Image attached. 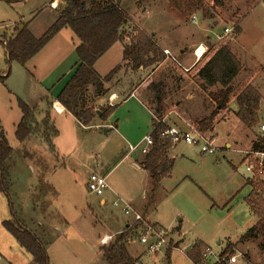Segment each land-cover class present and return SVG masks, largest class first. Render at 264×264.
I'll use <instances>...</instances> for the list:
<instances>
[{
  "label": "rangeland",
  "instance_id": "374dc122",
  "mask_svg": "<svg viewBox=\"0 0 264 264\" xmlns=\"http://www.w3.org/2000/svg\"><path fill=\"white\" fill-rule=\"evenodd\" d=\"M40 1L42 0H27L25 6H22L18 4L20 0H14L18 5L12 7L11 1L0 0V35L3 36L1 40L13 35L14 28L21 25V14H27L34 10L33 8L42 6ZM144 2L153 0H121V4L131 14L123 29L122 38L127 40L128 37L131 41L139 30H143L133 24L138 18L137 21L140 20L143 28L151 32L157 31L156 40L171 43V48H160L166 59L171 58L180 70L170 65L166 59L137 70H133L123 60L118 71L105 84L107 93L104 100L100 101L101 104H95V107H107L110 92L121 85H124L128 92L138 91L141 98L147 102L145 81L150 80V77L157 81L165 78L167 86L161 111L166 118L163 117V121L165 119L168 125L187 130L188 125H194L196 120L209 115L214 107L200 86L195 68L187 71L181 66L190 67L193 64H189L179 51V47H185V51L189 50L185 38L190 37L192 30L187 27V32L181 37L183 42L177 43L178 33L170 35L167 30L179 22L168 13L165 4L152 3L149 8H153L148 13H141L143 11L139 3L144 6ZM196 12L198 24H205L204 27L212 26L215 33L222 36L221 41L214 45L207 40L209 36L203 37L210 46L209 49L221 42L233 44L244 68L233 84L235 93L230 98L229 109L221 112L213 130L206 132L207 136L215 138L217 151L214 154L202 153L199 146L187 143H179L174 149L177 158L172 178L163 181V189L157 192V206L151 211V217L162 224L161 228L166 229L168 245H164L161 252L156 254L145 252L144 244H139L140 248L135 247V250H132V245L130 250L133 254L140 255L142 264H195L187 253L200 239L204 245L213 249V254L207 257V264L217 262L221 251L228 245L232 254L241 253L239 264H264V247L258 245L264 239V233H260L259 239L240 240L242 229L250 224V221L241 222L246 218L252 219L244 200L250 191L251 184L245 183L249 173L245 164L240 163V159L244 150L251 149L252 142L260 132L257 125L254 128L246 127L234 113L236 94L247 82L260 85L264 95V0H224L216 9L208 10L206 15L200 10ZM185 21L188 25L197 24L193 23L191 18ZM234 21L239 22L242 31L236 34L233 28V32L226 35L224 27H233ZM196 27L197 37L201 32L200 28ZM212 36L214 35L210 37ZM165 48L171 51L181 65L164 52ZM57 50V44H52L46 55H53L54 59L57 53L53 51ZM118 59L117 48H113L102 57L97 65L98 70L105 72L110 64H118ZM35 65V60L24 66L16 61L8 62L5 45L0 41V76L3 71H6V74L10 72L4 82L0 81V129H3L13 148L6 160L9 170V195L0 191V264L33 263L32 254L23 248L3 225L4 220L12 218V211L24 225L41 238L50 252L51 264H101L98 255L94 253L99 244V234L104 231L113 232L114 240L120 233L115 232L126 225V215L121 208L114 206L115 197L108 194L98 196L89 192L87 171L101 169L100 161L109 164L108 168H111L121 158L123 151H129L121 130L105 132L103 129L98 132V127L86 128L79 125L72 114L56 117L55 127L60 133L52 136L48 142L42 135L45 125L40 120L44 119L45 111H48L45 102L41 101L45 90L31 77L29 83H26L25 79L27 70L37 74ZM216 89L218 86L209 90ZM47 93L49 94H45ZM263 95L259 115L260 120L264 122ZM18 97L34 107L36 120L40 124V127L23 141H19L15 136L16 123L21 117ZM118 101L119 98H116L113 104ZM57 107L62 109L58 102ZM116 111H121L116 115L120 124L123 111L148 110L134 100L120 104ZM49 125L52 126L51 123ZM139 126L132 127L131 131L135 137L140 136V143L144 136L152 131V123L144 127L139 123ZM49 131L51 132V128ZM226 143H232V146L227 148ZM236 149H241L242 153ZM185 150H188L186 155L189 159L181 155ZM140 153L141 150H137L131 158L114 168L107 178L108 183L115 182L124 188L129 197L121 195L123 198L131 197L136 201L141 200L143 191L148 186L147 174L136 170L132 164ZM143 156H140V159ZM233 164L238 166L237 170ZM185 175L192 176L195 181L179 183ZM197 184H200L201 188ZM103 197L107 199L101 204L100 199ZM229 208H235L236 222L222 216ZM144 210L145 207L142 206L139 210L143 215V220L139 221L141 226L133 232V236L139 241L140 236L147 233V229H157L151 219H148L150 209L148 212ZM128 217V224L130 223L132 228L136 222L132 223L133 216ZM228 237L231 239H227ZM219 240L222 243L218 244ZM128 243L130 242H127V246Z\"/></svg>",
  "mask_w": 264,
  "mask_h": 264
},
{
  "label": "trees",
  "instance_id": "16d2710c",
  "mask_svg": "<svg viewBox=\"0 0 264 264\" xmlns=\"http://www.w3.org/2000/svg\"><path fill=\"white\" fill-rule=\"evenodd\" d=\"M12 1V0H9ZM65 4L59 8L56 20L41 35L35 36L29 28V21L21 23L14 28V34L8 39L0 41L4 43L8 62L16 61L22 66L32 59L52 38L65 27L70 28L80 40L76 47L78 63L75 70L56 96L76 119L83 125H91L97 116L92 103L96 98L104 96L105 84L110 81L113 74L118 71L120 65L115 66L106 75H101L95 68V63L123 36V29L129 21V13L121 4V0H62ZM168 9L176 13L182 19L187 20L194 12L200 10L204 14L208 10L216 9L223 0H167ZM206 15V14H205ZM235 33L242 28L238 21L233 22ZM166 55L157 45L153 35L139 30L129 44L123 49V60L133 69L147 68L165 60ZM175 65V62H172ZM243 68L240 59L232 52L231 48L221 42L211 47L209 52L196 64L195 75L200 80L201 88L207 93L214 105L212 112L195 121L193 127L200 133L212 131L219 121L221 112L229 109L230 98L233 93V80ZM9 73V72H8ZM6 76H0V81ZM146 83L145 105L153 113L152 135L154 144L148 153L144 154L139 162L140 167L146 169L151 177V190L154 192L164 176H168L173 168V159L169 157L168 150L173 146L171 141L159 136V131L167 128L163 121L164 114L161 111L163 96L166 92L167 82L165 78L155 80L150 77ZM219 86L215 91L209 90ZM92 90V93H90ZM262 99L260 91L252 84H247L236 95V117L248 128H254L260 122L259 109ZM17 104L21 110V118L16 125L15 136L19 141L25 140L35 132L40 124L36 120L34 107L18 97ZM118 103L98 108L101 113L99 118L106 121L116 110ZM52 124L50 126L49 124ZM45 129L42 133L49 142L52 136L58 134L54 126L50 111L42 120ZM154 126V127H153ZM51 128V132L49 131ZM253 149H264V134H259L252 142ZM13 148L9 144L3 129H0V191L9 195V170L6 160ZM247 183L252 189L245 201L251 208L257 221L242 233L240 240L259 239L260 233H264V176L247 178ZM4 227L16 238L18 243L33 256L32 264H50V257L41 238L24 225L12 211V218L3 221ZM140 226L137 221L135 226L126 227L118 236L108 244L101 245L100 250L107 264H137L138 258H134L128 251L127 238ZM133 229V230H132ZM264 247V239L258 244ZM207 245L201 241L196 242L188 251V256L195 264H204V252ZM232 254L230 245L220 253L219 260L214 264H227V258Z\"/></svg>",
  "mask_w": 264,
  "mask_h": 264
},
{
  "label": "crops",
  "instance_id": "0c3cea01",
  "mask_svg": "<svg viewBox=\"0 0 264 264\" xmlns=\"http://www.w3.org/2000/svg\"><path fill=\"white\" fill-rule=\"evenodd\" d=\"M13 1H11L12 2V7H15L18 4L22 5V6H25L27 0H20L21 2L18 3V4H17V2H13ZM51 1H53V0H42V1L39 2V3H42V6H39V8H33L34 10H30L27 14H21L22 16H21V19H20V23L29 21V28H30V30L32 31V33L35 36H41L49 28V26L52 25V23L57 18L59 8L64 6V4H65L62 0H55L57 2V7H51L49 5V2H51ZM254 1L257 2L259 0H254ZM157 2H162V4H165V8L167 9L168 13L171 16H173V18L176 21L179 22V23H176V25L174 24L171 29L167 30L168 31L167 34H170V35H176V33H178L177 40L178 39L179 40L178 41L176 40L177 43H182L183 42L181 40V37H183V35L187 32V29H186L187 27L190 28V30H192V32L190 34V37L185 38L186 42H188L189 50L185 51V47H181V48L179 47L180 53L182 54V56L185 57L184 59L189 64L194 63L195 56L193 54V50L199 43H203L204 45L208 46V44L205 42L203 37L209 36L207 38V40L209 42H211L212 45H214L216 42L221 41V37L222 36H220V34L215 33L214 27H212V26L204 27L205 24L204 25L198 24V18H197L198 14H197V12H194V14H196V21H193L191 19V21L193 23H197V24L196 25H188L187 22L185 21V19H182L176 13H174V12H172V11H170L168 9L167 0H161V1L158 0ZM157 2L155 0H153V2H148V3L144 2V6H141L140 3H139V6L142 8L141 11H143L141 13H148L153 8V7L149 8V6L152 3L156 5ZM223 2H224V0H223ZM223 2H222V4H223ZM129 17L131 18V14L130 13H129ZM137 19H135L133 24H137L141 29H143V30L147 31L149 34L153 35L155 40H156L157 31L153 30L154 32H151L150 30H147V29L143 28V26L141 25L140 20L137 21ZM196 26H198L200 28V32H201V33H199V35L197 37L195 36V32H196V28H197ZM224 29H225V27H224ZM178 31H180V33ZM228 34H230V33H228ZM211 35H214V36L210 37ZM128 39H129L128 37H127V40H124L123 38H121V40L117 41L105 54H103L98 59V61L95 63V68L101 75H103V76L106 75L111 69H113L115 66L119 65L123 61V49H124V46L126 44L130 43V40H128ZM156 42H157V45L159 47H169V48H171V43L170 42H169V44H166L162 40H158V39L156 40ZM79 43H80V40L75 36L74 32L70 28L65 27V28L61 29L59 31V33L57 35H55L52 38V40H50L32 59H30L28 61V62H30V61L33 62L35 60V62H36L35 69L36 70L38 69V72H37V74L36 73L33 74L32 72L27 70V74L28 75L25 77L26 83L27 82L29 83L31 78H32L33 80L36 81V83H38L45 90V93L49 92V94L48 93L47 94H45V93L42 94L43 96L41 97V101L45 102L46 110L50 111V118H51L54 126H55V121H57V118H56L57 116H60V115H63V114H70L71 115V113L66 110L65 106L59 100L56 99V96L62 90V88L67 83V81L70 79V77L72 76V74H73V72L75 70V67H76V65L78 63V56H77V53H76V47L79 45ZM52 44H57V48H58L57 51H53V52L57 53L56 54V58H54V59L52 57L53 55H50V56L46 55L47 50L50 48V46H52ZM228 46L231 48L232 52L240 59V56H239V54H237L236 50L234 49L233 44L228 45ZM209 47L210 46H208V48ZM113 48H117V52H118V55H119L118 64L115 65V64L112 63V64H110L111 66H109V68H107V70L105 72H103L104 70L99 71L97 65L100 63V60L102 59L103 56L108 54ZM48 54H50V53H48ZM53 54H55V53H53ZM166 61L170 65H173L177 70H180V67H178V65L176 63L174 65V63H172L174 61H172L171 59L168 58V59H166ZM28 62L26 64H28ZM125 62L127 63V61H125ZM195 65H196V63L191 68V70L195 68ZM9 75H10V72L6 74V71H3V73H2V76H6V78H8ZM239 75H240V73L233 80V82H232L233 84H234L235 80L238 78ZM197 79H198V77H197ZM198 81L200 83L199 79H198ZM247 84H252V83L247 82ZM252 85H254L261 93L260 85L259 86L255 85V84H252ZM245 86L241 87L239 89L238 93ZM90 93H92V91H90ZM113 93H115L117 98H119V101L117 102L118 106L120 104L130 103V102L136 100L138 105L143 106L148 111H123V113H121L122 114V118H121V123L120 124L118 123V119H117L116 115H117V113L120 114L121 111H116V110L108 117V119L106 121L101 120L99 118V115L97 114V116L93 119L91 125H89V126H85V125L81 124L77 119H76V122L79 125H82L83 127H86V128L87 127H91V128L98 127V128H100V130L97 129L98 132H102L103 129H108L107 132L108 131H117L118 132V130H121V133H122L123 138L125 140L126 148L128 149V144L129 143H132V144L139 143V141L141 139L140 136L139 137H135V135H133V133L131 131V128L132 127H136V126L140 127L139 123H142L141 127H144V125L148 126L149 123L151 124L152 123V118H153V113L145 105V102L141 98V96L139 95L138 91L132 90V91L128 92L126 87L124 85H121V86H117L115 89H113L110 92V95L113 94ZM234 93H235V86L233 85V93H232V95ZM261 94L263 95V93H261ZM102 100H104V96H100V97L96 98V100L92 103V105H94V108L96 110H97V108L95 107V104H97L98 102H99V104H101L100 101H102ZM57 102L60 103L61 106H62V109H60L58 107L61 111H57L56 108L54 107V105L57 106L56 105ZM262 102H263V97L261 99L259 112L261 110ZM109 105H110V103H109ZM51 109H53L55 111H51ZM21 115H22V113H21ZM72 116H74V115L72 114ZM164 118H166V117H164ZM40 120H43V119H40ZM164 122L167 123V121L165 119H164ZM262 122L263 121L260 120L259 123H262ZM57 130H58V133H60L59 129H57ZM178 144L179 143L174 144L172 146V148H170L168 150L169 157L172 158L173 161H174L173 168H174V165H175V160L177 158V155L174 153V149L177 147ZM231 146H232V143H226V147L227 148H230ZM251 148H252V144H251ZM236 150H239V152L242 153L241 149H236ZM187 151L188 150H185V152L181 153L182 157L185 158V159H189V157L186 155ZM202 153H204V152H202ZM134 154H135V152L130 153V152H127L126 150L123 151L121 158L111 168H108L109 164L106 165V163H103V162L100 161L99 165L101 166V169L96 170V171L105 174L107 176V178H108V176L114 171V168H116L120 164L124 163L127 159L131 158ZM140 156H143V153H140L139 156L135 157V159L133 160L132 164L136 168V170L143 171V172H145L147 174V176H148L147 177L148 186H147L146 189H144L140 201H136L135 199H133L131 197H130V199H127V200L130 201L138 210H140L142 208V206L145 207V210H144L145 212H148L149 209H150L148 219H151V221L155 224L154 226H156L157 228H161V227H163L162 224L158 220H154L151 217V211H153L156 208V206H157V192L160 189H163V186H162L163 181H165V179L172 178L173 168H172L171 173L168 176H164L161 179V181L159 182V185L156 188V190L154 192H152V190H151V185H152L151 177H150L149 172L146 169L140 167L139 162L144 157L143 156L142 159H140ZM243 157H244V154L242 155V157L240 159V163H243L241 161L243 159ZM103 167H104V169H103ZM233 167H234L235 170L238 169V166L235 165V164H233ZM87 172L89 174L90 170H88ZM88 174H87V177H88ZM188 180L195 181V179L192 176L185 175V176H183L181 178L179 183H184V182H186ZM245 183H247V178H246ZM197 186L200 187V184H197ZM251 189H252V186L250 185V191H251ZM249 192H248V194H249ZM105 194H108L109 196H113L115 198L117 196L123 197L121 195H124L125 197L126 196L129 197V195L126 193V191H124V188L120 187L115 182L109 183V189L107 190V192ZM106 199L107 198H105V197L100 199L101 204H104L106 202ZM214 205H215V202L212 204V207ZM246 208H247V210L249 212V217H251L252 219L249 220V218H246V220L244 222H241V223H245L246 221H250V224L246 228L242 229V233H244L249 227L253 226L255 224V222L257 221V217L253 214V212H252L251 208L249 207V205L247 204V202H246ZM222 216L224 218L226 217V219H229L230 221H234L235 220V222H236V219H237L235 208H229L226 211V213L223 214ZM253 218H254V220H253ZM128 222H129V217L126 215V225H124V227L121 228L120 230H117L115 233L117 234V233L121 232L124 228L130 227V226H128L129 225ZM179 229H180V227H179ZM134 233L131 232V234L129 236L132 240H131L130 243H128L129 244V246H127L128 247V251L134 258H138V263L137 264H142V261L140 260V255L133 254L131 252V250H130V247L132 245H134L132 250H135V247L140 248L138 246L139 244H144V243L140 242L138 239L137 240L135 239V236H133ZM104 234H113V235H115L113 232L104 231L103 233H100L99 236H98L99 237V244H98V247L95 248V252L94 253L96 255H98V258L101 260V264H107L105 259H104V257H103V255L101 257V252H100L101 251L100 250V247H101L100 238ZM227 239H231V237H228ZM198 241H200V239H198L197 242ZM220 243H222L221 240L218 241V244H220ZM144 245L145 246L143 247V250L145 252H147V246H146V244H144ZM48 254H49V257H50V252L49 251H48ZM51 263H52V260H51V257H50V264Z\"/></svg>",
  "mask_w": 264,
  "mask_h": 264
},
{
  "label": "built area",
  "instance_id": "2783aa9c",
  "mask_svg": "<svg viewBox=\"0 0 264 264\" xmlns=\"http://www.w3.org/2000/svg\"><path fill=\"white\" fill-rule=\"evenodd\" d=\"M51 7H57V2L55 0L49 2ZM191 19L196 21V14H193ZM225 34L232 33L233 27H225L224 29ZM6 43V42H4ZM202 50L198 52L200 49ZM208 46L204 45L203 43H199L193 50V54L195 56L194 63L190 67H186L180 64L177 58L171 53L168 48L164 49V52L169 54L178 64H180L185 70H190L194 64L198 63L208 52ZM171 59V58H169ZM173 61V60H172ZM117 98L116 94L113 93L109 95V103L113 105V101ZM55 104V103H54ZM57 111H61L57 106L54 105ZM167 128L159 131V136L161 138L169 139L172 145L177 143H187L194 146H199L200 151L204 153L214 154L218 146L216 144L215 138H211L206 135V133H200L197 131L193 125H188L189 128L187 130H183L181 127L176 125H168ZM154 127V126H153ZM257 128L261 134H264V122L259 123ZM154 144V137L152 135V131L144 136L140 143H129L128 144V151L130 153L136 152L137 150H141V153L146 154L149 152L151 147ZM245 166L246 170L249 173V178H257L264 176V149H248L244 150V157L242 161ZM88 190L89 192L96 194L98 196H103L109 189V183L107 180V176L103 173L98 171H90L88 174ZM113 204L116 207L121 208L123 213L127 216H133L135 223L137 221L143 220L142 213L127 199L117 196L113 200ZM131 224L129 223L128 226ZM167 231L164 228H157V229H147V233L140 236V242L147 245V251L151 253H160L161 248L164 245H168L169 240L167 239ZM113 234H104L100 238L101 244H108L112 239ZM152 237V238H151ZM131 238H127V242H131ZM213 254V249L210 246L206 247L204 252V259L203 261L207 264L206 260L208 255ZM241 253L238 254H230L227 258V264H239V257Z\"/></svg>",
  "mask_w": 264,
  "mask_h": 264
},
{
  "label": "water",
  "instance_id": "95a60500",
  "mask_svg": "<svg viewBox=\"0 0 264 264\" xmlns=\"http://www.w3.org/2000/svg\"><path fill=\"white\" fill-rule=\"evenodd\" d=\"M96 113H97L98 115H100L101 111H100L99 109H97ZM98 130H100V128H99ZM107 130H108V129H104L105 132H107Z\"/></svg>",
  "mask_w": 264,
  "mask_h": 264
},
{
  "label": "bare ground",
  "instance_id": "6f19581e",
  "mask_svg": "<svg viewBox=\"0 0 264 264\" xmlns=\"http://www.w3.org/2000/svg\"><path fill=\"white\" fill-rule=\"evenodd\" d=\"M201 50H202V48L198 52H200ZM56 105H57V103H56Z\"/></svg>",
  "mask_w": 264,
  "mask_h": 264
}]
</instances>
